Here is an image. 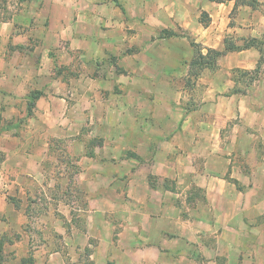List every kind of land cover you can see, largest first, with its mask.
<instances>
[{"label": "rangeland", "instance_id": "1", "mask_svg": "<svg viewBox=\"0 0 264 264\" xmlns=\"http://www.w3.org/2000/svg\"><path fill=\"white\" fill-rule=\"evenodd\" d=\"M58 5H62V7H58ZM72 9L79 10L85 15L83 17L75 15L74 19L65 18V13L72 12ZM140 10L141 2L132 0H104L103 2L100 0H78L73 6L68 2H61V0H0V26L3 27V23H11L15 28L10 34L9 40H6V44H4L5 41H2L5 37L4 33L0 35V48L4 44L6 53L10 55L16 54L15 52L26 53L34 49L41 51V55L48 51L53 59L54 73L63 76L72 88L76 89L67 99L71 106L69 119L71 123L79 127L80 133L78 135L76 133L75 136L67 139H49L50 149L46 160L43 162V167L50 176L53 174L57 184L63 180L69 185L67 186L69 187L67 199L72 202L80 199V204L86 209V212L80 215V219L89 220L88 217L90 216H88L87 211L91 208H100L106 212L104 217L110 223L104 227L98 220L92 226L87 225L84 236L86 245L84 251L81 252L80 260L77 262V258L68 257L62 259L63 264H155L157 260L151 252L136 249L134 246L129 247L130 244L134 245L129 242L132 240V233L125 232L121 236L122 241H127L124 246L117 248L115 245L119 238L118 233L123 231L121 224L126 223L128 217L133 218L134 223L138 219L144 220L147 223L145 228L146 241L152 243L155 240L154 234L151 232L153 229L152 222L147 215L143 216L141 211H147L152 216L157 217L159 213L163 212L161 206L157 205L158 199L166 201L170 205L169 210L165 209L164 211L160 228L174 231L177 226L174 221L175 216H188L191 220L194 219L193 217L198 220L201 219L204 224L199 228H197L198 225L194 224V221L189 223V227L196 229L194 238L196 236V239L201 241V246L198 249L199 257L202 260L216 258L217 264H237L241 254L237 247L239 236L236 232L227 229L223 234L221 225L228 217L231 223L238 225L242 222L243 214H247L250 222L247 227H244L245 233L240 235L243 237H240V247H242L243 252L244 250L253 251L255 237L264 233V207H257L259 201L264 200V192L262 191L264 190V166L261 163L264 154V140L262 143L252 136L243 138L240 132L233 131L234 125L239 124L241 118L233 115L227 120L226 112L230 107L229 103H223L219 108H210L208 114L216 124L224 126L226 122L227 126L223 128L225 134H236L237 140L228 136L227 144L222 143L224 152L233 153L231 164L243 171V174L234 173L226 179L230 184L226 190L225 204L228 206L227 203H230L232 207L230 215L226 214V210H223L221 205L219 206L217 203L221 201L218 190L220 185L225 189L227 184L215 179L212 181L217 186L214 187L210 200L213 205L217 206V209H209V207L205 208L204 205L207 199L203 189L194 186L193 189L186 191L183 187V180L180 178H170L163 181L161 178L167 177L165 174V176L160 177L151 175L148 180L150 185L161 190L162 193L149 194L150 190L133 192L131 187L126 188L128 184L125 181L103 180L101 177H96L98 173L103 175H111L116 171L123 173L127 163L124 162L123 165L118 166L121 164V159H118V164L115 166L98 157L102 155H97L96 151L102 147L103 143L102 138L96 134L95 126L101 120L105 121L113 128L108 130L109 128L105 127V123H101L99 126L103 128V133L106 132L108 136H115L119 132L124 134V130L114 128V123L135 121L136 117H130L126 114L127 108H134L135 112H143V115L147 117L146 120L152 125L148 129L147 135L151 136L153 140L147 141L142 137L143 143L139 141L134 147L135 152L132 155L135 156V159L128 158L129 161L130 159L134 160L132 165L133 170H137L138 184L143 180L147 181L145 168L169 172L175 166L178 167L179 163L176 158L183 160L182 155H188L194 150V153L197 154L194 162L197 170L202 171L205 167V162L202 163L200 160L201 155L210 153L213 157H208L211 160L207 161V165L210 167L212 176H218L221 171L227 169V164L216 157V154L222 151L220 150L222 145H218L217 128L215 126L211 128L209 134L211 142L208 146L200 143L193 146L183 144L185 143L184 139L175 138L177 129L173 127L181 118V113L177 110L181 106L190 109L197 104L199 105L201 99L208 97L207 91L204 95L197 94V82H201L203 87H209L210 83L215 86H222L230 82L232 87L224 92L226 95L248 90L251 93L256 87L253 88L254 80L260 74L264 77V35L261 40L249 39L245 42L246 45H252V41H255L259 45L258 48L261 52L259 60L261 69L259 72L234 68L228 69L229 74L217 75L219 58L214 60L212 53L202 58L200 54L205 55L204 51L199 45H196L194 48L195 56L190 62L191 50L186 42L181 40L175 42V37L188 38L187 40L191 41L192 39L186 31L173 28L170 31H173L175 35L166 37L172 41V44H156L161 43L158 39L164 37L162 35L163 30L159 31V28L162 27L160 24L162 19L141 18L140 15L138 16ZM200 20L203 23L207 22L204 15ZM112 22L116 27L114 32L111 26ZM127 22L128 25L125 28L124 25ZM62 24H66V26L73 24L72 26L79 31L73 34H70V29L67 32H62ZM228 43L236 45L232 37L229 38ZM42 44L45 47H41ZM78 45L80 48H77ZM141 46H144L143 49ZM41 57H39L38 62H40ZM100 83L102 88L97 87ZM258 85L259 83H257ZM83 87H92L94 91L87 94L83 91ZM129 87H133V90L129 91ZM137 88L146 89V94L138 93ZM254 91L255 89L252 92ZM37 92L40 91L37 90ZM34 93L36 91L32 92L31 95ZM185 94L187 99H184ZM252 95L255 97L253 99L255 103H252L251 107L261 108L264 111V86L263 88L257 87L256 92ZM89 104L92 105L91 108H89ZM99 107L104 109V113L98 109ZM260 114L257 118L259 120L258 126L264 127V112ZM254 118L256 116L253 114L249 117L250 120H254ZM155 124L159 125L158 131L153 129ZM132 131L129 130L130 135L134 134V138L139 139L137 131L134 130L133 134ZM249 132L253 134V131ZM262 137H264V133ZM78 138L85 140L86 156L89 158L84 163L85 165L77 162L79 158L77 152L74 151L75 153H73L72 150V143ZM125 147V140L123 139L120 142V148L124 152ZM184 151L186 152L183 153ZM103 153H105L104 150ZM108 153L107 150L106 154ZM141 154L143 156H140ZM123 157L125 158L124 155ZM95 160L98 161L93 168L92 165H94ZM187 165L190 164L187 162ZM83 168L86 169V178L83 180L84 185L83 183L80 185H83L86 190L80 191L78 194L76 190L77 174L81 173ZM91 175L94 178H91ZM49 180L50 178H48ZM57 184L54 186L53 196L59 198L61 193L56 189L58 188ZM232 184L241 185L243 190L254 187L252 189L255 190V193H247L250 207L246 212L241 207L243 194L229 188L233 187ZM178 186L183 187L181 188L182 191L179 190L180 193H174ZM167 188L170 193L164 194V190ZM121 189H128L129 192L119 194ZM151 195L154 196L155 201L151 200L149 205L145 204ZM90 198L93 200L91 201ZM41 199L38 210L33 215H31V208L28 209L29 218L33 221L48 210L45 202L47 201L46 195H43ZM194 199L197 204L190 203ZM177 202L179 203L178 208H174L172 204ZM193 207L197 210H194ZM132 208L133 210H131ZM259 210L262 213L255 216ZM131 212L133 214L129 216ZM59 215V213H53L52 217L57 218ZM95 218L101 220L103 216L99 214ZM214 223H217L215 230L211 229V225ZM43 225H46V222ZM31 229L34 228L32 226L27 228V232L30 233ZM35 229L41 231V228ZM43 235L41 232V238L38 240H45ZM48 237L50 240L52 237L54 238L52 247H59L58 233L55 232L54 228ZM98 237L110 242L108 251L112 249V257L95 256L97 251H105V247L99 243ZM18 238L19 234L13 231L3 234L0 239V264H15L14 262L16 264H47L46 259H40L39 262V259L33 256L34 245L29 247V250L25 249L23 251L25 256L16 261L13 257H8L9 254L13 253V250L12 247L6 245L7 242L13 244ZM262 243L264 244V238ZM174 247L177 248V251L174 252L175 257L173 258L177 259H179L180 254L184 257L191 251L190 246L178 242L174 244ZM162 261L164 264L171 263L167 258L162 259ZM54 264L58 263L54 261Z\"/></svg>", "mask_w": 264, "mask_h": 264}, {"label": "crops", "instance_id": "2", "mask_svg": "<svg viewBox=\"0 0 264 264\" xmlns=\"http://www.w3.org/2000/svg\"><path fill=\"white\" fill-rule=\"evenodd\" d=\"M55 1V0H54ZM103 2L104 0H100ZM115 1V0H114ZM141 2V10L138 13L141 18H160V24L162 30H171L173 28H179L186 31L191 37V41L204 51L206 55L208 50L223 51L225 45L229 38L234 40L235 44L241 48L239 51L228 52L219 58V67L217 69V75H222L224 73L229 74L234 68H240L246 71H253L257 68L259 60L261 58V52L259 51V45L252 44L250 47H245V42L249 39H259L261 40L264 35V0H132ZM61 2H68L72 5L78 0H61ZM62 7V5H58ZM83 17L81 11H76L72 9V12L65 13V18H72L74 16ZM202 15L207 19L206 23H203L200 18ZM64 16V15H62ZM88 15L86 14V17ZM68 20V19H67ZM74 23V22H73ZM75 24V23H74ZM112 22V30L115 31V26ZM3 27L0 26V35L4 33L3 42L6 44V40H9L10 34H12L15 29L11 23H3ZM73 25V24H72ZM71 24H62L61 31L67 32L68 29L71 30L70 34L76 33L79 30L73 27ZM126 23L125 28L127 27ZM119 30V29H118ZM120 32V30L118 31ZM188 39V38H187ZM183 37H175V42L181 40L186 42L190 51L189 60H193L195 53L194 48L191 45V41H188ZM161 43H156L159 45L172 44V41L167 38L158 39ZM169 41V42H168ZM0 48V239L3 234L7 232H15L19 234V238L15 243L11 244L7 242V246L12 247L13 253L8 255V257H13L15 261L25 256L23 251L29 250V247L33 246V256L36 259H46L47 264H54V261L58 264H63V260L68 257L72 259L77 258V262L81 258V252L84 251L86 243L84 242V236L86 234V226H92L95 221H100L101 225L106 227L110 225L104 214V210L100 208H91L88 210V219H80V215L86 212V209L80 204V199L77 201H71L67 199L69 193V185L64 183L63 180L56 183L53 174L51 176L47 173V170L43 167V162L46 160L49 151V139H67L71 136L78 135L80 133L79 127L74 123H71L69 119V113L71 110L70 103L68 101L69 95L75 88L65 80V78L59 74L54 73L53 59L45 51L41 55V51H36L37 49L30 50L26 53L15 52L16 54L10 55L6 53L5 45ZM149 46V44H146ZM41 47H45L44 44ZM144 46H141L143 49ZM77 48H80L78 45ZM43 49V48H42ZM40 62H38L39 57ZM64 58V56H63ZM179 58V57H178ZM181 59V58H180ZM182 60V59H181ZM92 81V79H90ZM204 80V79H203ZM207 80V79H206ZM253 85L256 86L255 91L251 93L246 92H234L232 94L226 95L224 92L232 87L231 83H225L222 86H215L212 83L209 87L202 86L201 82H197V94H203L207 91L208 97H205L199 101V105H195L190 109L185 107H178L179 113H181V118L178 123H175L177 132L176 137L181 140H185V143L190 146L196 144H204L205 146L210 145L209 134L211 128L214 126L217 128V140H219L218 145L227 144L228 136L231 139H236V134H225L223 128L226 127V122L223 125L214 123L208 113H210V108H219L223 103H229L230 107L227 110L226 118L229 120L233 115L239 116L241 118L240 123L234 125L233 131L240 132L243 138H248L252 136L255 140H259L263 143L264 137V127L259 125V114L264 111L261 108L251 107L254 104L255 97L252 93L256 92L257 87L264 86V77L259 75V77L254 80ZM257 83L259 85L257 86ZM102 88L101 83L97 86ZM72 88V89H71ZM40 91L42 94L35 100V106L32 109V115L28 116L29 113V103L30 95L32 92ZM133 90V87H129V91ZM85 93H90L94 91L92 87L84 88ZM136 91L140 94H146V89L137 88ZM255 95V94H254ZM256 96V95H255ZM198 97V95H197ZM184 99H187L186 94ZM99 106L100 102H98ZM89 108L92 107L89 104ZM104 113L102 107L98 108ZM91 114V111L89 112ZM126 114L130 117H136L134 122H116L114 123V128H121L124 130V134L119 132L117 135L108 136L107 133H103L102 127L99 126L101 123H105V127L110 130L111 125L105 121H100L96 123L95 131L102 138V147L96 151V154H101L98 156L101 160L106 163L117 165L118 159H121V164L127 163L123 173L116 171L111 175H103L101 173L96 174V177H101L103 180L112 179L115 181H125L128 184L126 188L131 187L133 192H139L144 190H150L149 194L162 193L161 190L157 189L149 183V177L151 175L167 176L161 178L165 181L166 179H182L184 190L188 191L190 189L201 188L203 189L207 201L204 203L205 208L217 209L216 205L210 200L211 194L214 192V185L212 179L218 180L227 184L225 189L220 185L219 193L221 201H218V205H221L225 213L230 215L232 207L230 203L225 204L228 185L227 178L235 174H243L240 168L232 165L233 153H226L220 148L216 157L221 160V162H226L227 169L221 171L218 176L213 177L210 171V167L207 165V161L213 155L210 153L202 154L201 161L205 162V167L202 171L197 170L195 166V159L197 154L192 151L188 155H182L183 160L176 158L179 165L175 166L171 171H153L149 168H145L147 171V181L143 180L138 184L137 170H133L132 162L135 159L134 147L137 146L139 141L143 143L142 137L144 139L153 140V138L147 135V131L152 125L146 120L147 117L143 115V112H135L134 108H127ZM253 115L256 116L254 120H250L249 117ZM261 115V114H260ZM243 118V119H242ZM245 118V119H244ZM102 119V118H101ZM22 122V123H21ZM159 125H154L153 129H160ZM175 129V131H176ZM129 130H136L139 139L134 138V134L130 135ZM253 131V134L251 132ZM141 136V137H140ZM263 138V139H262ZM125 140V152L120 148L121 140ZM162 142V141H161ZM182 142V141H181ZM75 144V145H74ZM182 144V143H181ZM184 146V145H183ZM73 153L77 152L79 157L77 162L84 163L89 159L86 156V145L83 138H78L72 143ZM103 150L105 153H103ZM108 150V154H106ZM75 151V152H74ZM184 151L183 153H185ZM137 154V153H136ZM147 154V153H146ZM212 154V153H211ZM125 156V158L123 157ZM131 155V156H130ZM140 156H143L141 154ZM210 156V158H208ZM129 157H132L130 161ZM126 160V161H125ZM98 160H95L94 168L97 165ZM102 162V163H104ZM187 162L190 165H187ZM261 163L264 166V154L261 159ZM85 167V166H84ZM86 168V167H85ZM83 168L81 173L77 174V193L80 191H85L86 188L83 187V180L86 178V169ZM188 172V173H186ZM163 174V175H162ZM165 174V175H164ZM94 178L93 175L90 176ZM48 178L50 180L48 181ZM64 179V178H63ZM135 182V183H134ZM83 183V185H80ZM57 184L60 197L57 198L53 196V189ZM66 186H65V185ZM235 191L243 194L241 199V207L243 211H247L250 207V202L248 201L247 193L254 192L252 187L249 190H243L242 186H236L232 184ZM176 187L174 193H180L181 188ZM183 191V192H186ZM246 191V192H245ZM264 192V190H262ZM118 192V191H117ZM129 192L128 189H121L118 193ZM170 193L168 188L164 190V194ZM245 194V195H244ZM46 195V205L48 210L41 214L36 220L29 218L28 209L31 208L32 214L38 210L39 203L42 200L41 197ZM152 196V197H151ZM145 201V204L149 205L151 200L155 201L154 196L151 195ZM92 201L93 199L90 198ZM196 203L194 199L190 203ZM264 200H260L257 207H264L262 205ZM184 204V202H183ZM194 204V205H196ZM157 205L161 206L163 212L159 213L157 217L152 216L151 213L147 211H141V214L147 215V217L152 222V231L155 240L152 243L146 241V226L147 223L138 219L136 223L133 222V218L128 217L126 223L121 224L123 231L118 233L119 238L117 239V244L115 247L120 248L127 243V241H122V235L125 232L132 233V240L129 241L134 245L130 244V248L133 246L136 249L147 250L151 252L155 259L157 260L155 264H164L162 259L169 260L170 264H217L216 258L202 260L199 257V246H201V241L194 238L196 233L195 227H189V223L194 221V224L198 225L197 228L203 226L201 219L191 220L188 216H175L174 221L177 224L174 231L167 230L161 227L162 217L165 209L169 210L170 205L161 199H158ZM174 208H178L179 203L172 204ZM171 205V207H172ZM138 207V206H137ZM181 207V206H180ZM195 207H193L194 209ZM191 209V208H187ZM133 210V208L131 209ZM197 210V209H194ZM130 211V210H129ZM136 212V211H135ZM53 213H59L61 217H52ZM262 213L261 210L256 212L255 216ZM101 214L103 218H95ZM133 212L129 213L131 216ZM162 215V216H161ZM84 216V215H83ZM145 218V217H144ZM47 220V221H46ZM247 214H243L241 218V223L235 225L231 223L230 218L225 220L221 225V229L224 231L232 230L236 232L239 236V245L237 246L241 254L238 257L237 264H263L264 263V244L262 243L264 238V233L261 236L255 237V242L253 244V251H242L240 247V235L245 233V228L250 222ZM46 222V225L43 223ZM32 226L34 229L27 232V228ZM217 223L211 225V229L215 230ZM35 228H41V231H37ZM55 229L58 233L57 240L59 242V247H52L54 238L50 240L48 234L51 230ZM41 232L44 234L45 240H38L41 238ZM135 234H137L135 236ZM47 235V236H46ZM200 235V234H199ZM223 236V235H222ZM200 237V236H199ZM152 238V239H153ZM224 238V237H223ZM243 238V237H241ZM99 243L105 247V251H100L95 254V256H101L110 258L113 256L112 249L108 251L110 242L104 240L102 237H98ZM35 241V242H34ZM199 241V242H198ZM190 246L191 251L188 255H179V259L175 257L174 252L175 243ZM200 243V244H199ZM199 244V245H197ZM109 245V246H108ZM129 248V249H130ZM169 249V250H167ZM7 251V250H6ZM206 254V253H203ZM112 255V256H111ZM184 260V262H181ZM187 261V262H186ZM163 262V263H162ZM16 264V262H14ZM9 264V263H7ZM38 264V263H37Z\"/></svg>", "mask_w": 264, "mask_h": 264}, {"label": "trees", "instance_id": "3", "mask_svg": "<svg viewBox=\"0 0 264 264\" xmlns=\"http://www.w3.org/2000/svg\"><path fill=\"white\" fill-rule=\"evenodd\" d=\"M162 35L164 36L163 38L166 37H171L174 36L175 33L173 31L170 30H163L162 31ZM252 44H255L257 46V44L255 43V41H252ZM191 45L193 47H196V44L194 42L191 41ZM251 44H245V47H250ZM241 48L243 47H239L237 45H232L229 44L228 41L225 45V49L223 51H217V50H208L206 55L200 54L202 56V58H204L203 56H208L209 54L212 53L214 60H217L218 58H220L221 56H223L224 54L228 53V52H233V51H239ZM261 69V63H258L257 68L254 70V72H259ZM41 92H36L33 95H30V103H29V113L28 116L32 115V109L35 106V100L41 95Z\"/></svg>", "mask_w": 264, "mask_h": 264}]
</instances>
